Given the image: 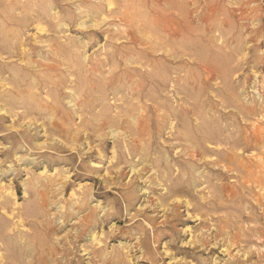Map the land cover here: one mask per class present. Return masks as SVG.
<instances>
[{"label": "rangeland", "instance_id": "obj_1", "mask_svg": "<svg viewBox=\"0 0 264 264\" xmlns=\"http://www.w3.org/2000/svg\"><path fill=\"white\" fill-rule=\"evenodd\" d=\"M0 264H264V0H0Z\"/></svg>", "mask_w": 264, "mask_h": 264}]
</instances>
